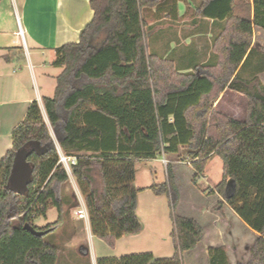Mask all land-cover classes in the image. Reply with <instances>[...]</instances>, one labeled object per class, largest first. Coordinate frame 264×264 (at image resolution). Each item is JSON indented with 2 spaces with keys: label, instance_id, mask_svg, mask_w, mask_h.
<instances>
[{
  "label": "trees",
  "instance_id": "16d2710c",
  "mask_svg": "<svg viewBox=\"0 0 264 264\" xmlns=\"http://www.w3.org/2000/svg\"><path fill=\"white\" fill-rule=\"evenodd\" d=\"M90 4L94 17L79 41L57 49L56 63L65 68L55 95L44 99L54 135L35 100L13 131V147L0 159V264L57 262L60 248L45 235L64 223L67 210L79 201L72 198L75 192L56 140L65 153L77 157L72 173L85 196L92 231L111 245L142 228L134 186L138 161L185 145L188 154L198 158L193 161L197 177L209 156L219 155L224 175L216 190L259 234L248 264H264V84L238 71L254 53V26L264 29V0H203L197 15L224 20L226 26L215 40L217 71L200 74L178 72L173 62L148 53L142 11L160 0ZM226 87L247 97L245 120L214 107ZM24 147L29 149L33 178L28 192L17 194L9 180L16 154ZM151 189L170 198L174 255L153 262L150 252L101 257L97 264H183V253L201 242V225L176 212L180 192L170 166L168 180ZM53 207L58 211L55 222L34 224V218L45 217ZM26 223L47 233L36 235ZM208 256L210 264H231L225 247H210Z\"/></svg>",
  "mask_w": 264,
  "mask_h": 264
},
{
  "label": "crops",
  "instance_id": "0c3cea01",
  "mask_svg": "<svg viewBox=\"0 0 264 264\" xmlns=\"http://www.w3.org/2000/svg\"><path fill=\"white\" fill-rule=\"evenodd\" d=\"M202 2L203 0H160L159 5L143 10L146 39L147 30L153 37L152 50L147 47L148 53L173 62L176 70L181 73L197 72L200 74L202 70L207 72L208 69H201L202 65H208L212 69L218 61L213 43L224 30L226 22L218 18L197 16V9ZM93 17L94 10L90 0L0 1V159L13 147V131L25 119L33 101L39 102L43 114L46 113L47 116L44 99L55 95L57 78L65 68L56 63L57 49L65 44L78 42L81 30ZM19 24L24 30L25 44L18 34ZM252 46L254 53L250 56L248 64L238 71L241 77L251 79L257 76L264 84V69L258 70V54L264 51L263 28L254 26ZM240 104L248 105L247 97L229 87L220 92L213 103L217 110L230 117L245 120L247 108L246 110L242 108L243 112H240ZM52 134L54 135L53 132ZM56 144L58 151L61 150L68 156L76 157L65 153L57 140ZM161 159L166 165V179L163 182L168 180V166H170L174 183L180 192L177 214L194 218L203 229V238L197 247L183 253V264H210L208 256L210 247H225L231 264L241 262L235 254L231 253L237 248L234 237L239 243L249 242V259L245 263L248 264L251 259L250 249L259 234L243 221L233 207L226 202L224 196L216 190L217 185L223 180V159L219 155L211 154L204 171L197 177L193 161L198 158H192L185 145H180L177 152H162L155 158L138 161L134 181V186L139 190L138 202L141 191L147 188L153 192L151 189L153 184L144 187L137 186L138 164L145 160L158 161ZM213 165L219 167L222 178L200 191L193 183L197 184L200 180L207 181L206 173ZM183 170L189 172V178L192 181L190 189L195 197L204 200L202 204L197 205L188 213L180 211L183 191L179 183V171ZM68 173L70 182L73 177L77 185L72 168ZM72 187L77 191L78 186L73 184ZM153 194L158 198L165 195L169 198L167 194L157 195L154 192ZM54 208H50L43 218L44 225L56 221L51 215ZM137 215L142 223L141 230L137 233L124 234L117 238L113 245L96 236L92 231L91 222L88 223L89 236L92 239L97 238L115 250L112 255L100 257L95 252L91 256L96 264L101 257L121 258L126 255L150 252L154 256L153 262L156 259L170 258L174 255L158 256L139 243L138 240L144 234L146 235L144 233L146 223L138 212V204ZM170 218L172 219L171 215ZM172 223L174 225L173 220ZM249 230L253 232V236L250 235ZM244 233L251 237L249 241L241 237ZM91 248L88 245L89 253L92 251Z\"/></svg>",
  "mask_w": 264,
  "mask_h": 264
},
{
  "label": "rangeland",
  "instance_id": "374dc122",
  "mask_svg": "<svg viewBox=\"0 0 264 264\" xmlns=\"http://www.w3.org/2000/svg\"><path fill=\"white\" fill-rule=\"evenodd\" d=\"M145 9L149 8H144L143 10ZM152 40L153 37L150 35V31L147 30V39L145 35V41L147 47H149L150 50H152ZM213 49L218 55L217 63L212 66V69H210L208 65H202L201 67L202 69H208V71L216 72L220 55L215 50V40L213 43ZM160 58L162 60L169 61L162 57ZM260 62L264 63V51L258 54V64ZM242 108L243 110H246L247 108L248 112V105L240 104V112H243ZM44 117L49 125L46 113L44 114ZM221 178L222 174L220 173L219 167L213 165L209 168L206 173V180L208 182L200 180L197 182V184L193 183V185H195L197 189L201 191V189H205L209 185L215 184ZM165 179L166 165L164 164L162 159L158 161L145 160L141 161L138 164L136 182L137 186L144 187L154 183L163 182ZM71 181L72 182H70L69 187H72L73 184L75 186H78L76 188L77 191H75V189L72 187L75 192V195L72 196V198L78 199L79 206L67 210L64 223L60 224L53 231L47 233L45 235V239L60 248V253L56 264H96V262L93 261L91 256L95 254V252L97 256L100 257L104 255H112L115 253V250L110 245L105 244L97 238L92 239L89 236L90 230H87V225L90 222V217L85 201V196L80 191L79 185H76V182L74 181L73 177ZM179 183L183 191V200L180 207L181 212H191V210L194 209L197 205H200L204 202V200L195 197L192 190L190 189L192 181L189 178V172H185L184 170L179 171ZM138 212L143 218V221L146 223V231L144 232L146 233V235L144 234L145 236L143 235L138 240L139 243H141V245L143 246H146L145 248H147V250L155 252V254H157L158 256H172L174 254L175 247L174 238L172 234L174 230V225L172 223V219L170 218V199L166 195L162 196V198H158L153 194L150 189L146 188L141 191L139 195ZM51 215L53 216V218H55L54 220L58 219V211L56 208L51 211ZM43 218L44 216H37L36 218H34V224L39 227L46 226L48 223L44 225L42 223ZM249 233L251 236H253L252 231H250ZM226 234L228 235V233ZM244 235L241 237H244V239H246L247 241L251 239V237ZM152 237H154V239ZM162 238L164 240H161ZM234 241L237 245V248L236 250H232L231 253L236 255L238 261H241L245 264L249 259L248 252L250 244L249 242L239 243L236 237H234ZM88 245L92 247V251H90V253L88 252ZM93 247L95 248L93 249Z\"/></svg>",
  "mask_w": 264,
  "mask_h": 264
},
{
  "label": "water",
  "instance_id": "95a60500",
  "mask_svg": "<svg viewBox=\"0 0 264 264\" xmlns=\"http://www.w3.org/2000/svg\"><path fill=\"white\" fill-rule=\"evenodd\" d=\"M28 154L29 149L27 147H24L17 152L10 175V189L17 194H26L33 178V166L27 159ZM232 182L233 179H230L228 185L232 184ZM25 228L39 236H43L47 233L46 230L36 229L30 223H26Z\"/></svg>",
  "mask_w": 264,
  "mask_h": 264
},
{
  "label": "built area",
  "instance_id": "2783aa9c",
  "mask_svg": "<svg viewBox=\"0 0 264 264\" xmlns=\"http://www.w3.org/2000/svg\"><path fill=\"white\" fill-rule=\"evenodd\" d=\"M18 34L21 37L23 43L25 44L24 30L20 24H19ZM59 155H60V162L64 165V167L68 171H70L72 168V165L76 164L77 157L68 156L64 154L61 150H59Z\"/></svg>",
  "mask_w": 264,
  "mask_h": 264
}]
</instances>
